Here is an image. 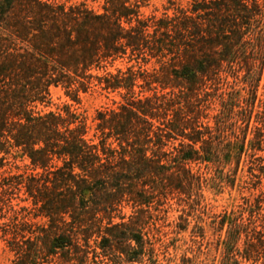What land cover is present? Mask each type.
Listing matches in <instances>:
<instances>
[{"label": "trees", "instance_id": "obj_1", "mask_svg": "<svg viewBox=\"0 0 264 264\" xmlns=\"http://www.w3.org/2000/svg\"><path fill=\"white\" fill-rule=\"evenodd\" d=\"M146 1L0 0V239L9 264L139 262L150 243L140 214L154 197L200 196L207 182L235 179L245 157L254 186L264 180V0H168L144 14ZM125 59L134 63L114 67ZM152 59L158 67L142 66ZM51 86L74 101L94 87L120 100L96 111L89 136L69 106L37 109ZM9 157L27 158L29 171L7 173ZM20 193L47 224L14 208ZM230 215L220 222L226 248L243 235V258L256 260L264 190Z\"/></svg>", "mask_w": 264, "mask_h": 264}, {"label": "rangeland", "instance_id": "obj_2", "mask_svg": "<svg viewBox=\"0 0 264 264\" xmlns=\"http://www.w3.org/2000/svg\"><path fill=\"white\" fill-rule=\"evenodd\" d=\"M177 1L185 4L187 0ZM88 2L91 3V0ZM93 5L96 6V4ZM168 6V0H147L141 6V11L144 14L153 12L160 14ZM171 11L172 6L168 9L169 13ZM130 63H127L125 59L117 61L114 67L124 68ZM142 66L151 70L158 67V64L152 59ZM263 83L264 79L258 89V95L261 98H264ZM119 100L120 97L117 94L107 93L94 87L87 92L80 93L79 100L74 101L65 94L61 87L51 86L49 95L42 103L37 102L36 105L37 109L43 112L49 110L62 112L64 106H69L70 109L85 117L89 136H92L95 131L96 111L106 106L115 107L114 102ZM215 103L219 108L218 102L215 101ZM258 155L263 156L264 152H258ZM248 159L249 157H245L244 162L239 165L235 179L231 175L218 185L207 182L202 186V190L199 192L200 196L193 195L187 199L185 195L176 193L168 194L165 197L159 195L151 199L148 208L143 205L142 208L147 209L148 212H143L140 216L146 221L145 239L150 243L144 244L143 255L139 262L124 264H264V251L258 255L256 260L252 257L248 260L243 258L251 251L243 243V235L235 247L226 248L223 241L226 238L228 225L225 223L220 226L224 213L228 214L227 219L232 218L230 213H237L244 198L250 197L252 200L260 190H264V180L261 185L254 186V178L247 169ZM29 168L28 159L20 157L16 159L9 157V164L4 167L7 173L28 172ZM228 170L229 167H225L223 173H229ZM199 171L206 177L216 175L213 169L206 170L203 165ZM218 173L220 172L218 171ZM21 197L23 195L20 193L17 198L12 200L14 208L19 210L21 206H27V211L30 213L27 214L26 219L39 224H47V218L42 215L34 216L35 210L32 209L30 201H22ZM133 210L130 203L124 204L123 211L126 214ZM27 211H21L19 215L26 214ZM247 218L248 214L244 213L243 221L245 223L248 221ZM9 236L10 234H7V237ZM11 258L12 253L6 248L5 241L0 239V264H9Z\"/></svg>", "mask_w": 264, "mask_h": 264}]
</instances>
